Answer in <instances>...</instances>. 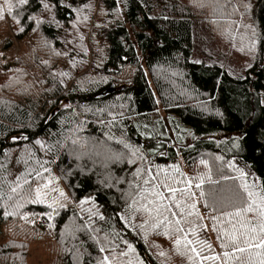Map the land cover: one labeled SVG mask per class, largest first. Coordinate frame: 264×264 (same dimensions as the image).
I'll list each match as a JSON object with an SVG mask.
<instances>
[{"label":"trees","instance_id":"16d2710c","mask_svg":"<svg viewBox=\"0 0 264 264\" xmlns=\"http://www.w3.org/2000/svg\"><path fill=\"white\" fill-rule=\"evenodd\" d=\"M8 2L0 0V48L4 39V48L14 46L12 36L4 38L9 28L20 41L33 35L37 47L35 67L22 57L11 66L0 61V237L3 226L25 214L50 213L60 247L56 264H97L104 255L111 264H220L212 257H217L216 245L222 253L234 249L225 235L232 225L252 221L249 227L259 233L258 212L225 221L227 213L247 206L249 191L255 192L248 178L238 176L241 166L251 169L259 198L264 197V0ZM202 25L222 29L234 39V51L254 48L245 56L250 65L244 73L212 55L194 60ZM91 52L97 62L90 60ZM88 67L91 71L81 74ZM127 67L134 71L121 82L116 77ZM84 78L99 82L86 85ZM113 85L115 90L106 92ZM125 143L139 150L135 163L106 158L109 152L131 157ZM16 150L28 151L29 158L20 173L21 187L12 192L17 182L5 174L13 170ZM157 167L167 169L179 189L191 181L195 195L178 193L184 212L171 205L176 215H166L172 223L154 228L147 213L135 211L139 205H132L128 193L140 179L133 177L136 169L155 173ZM53 168L70 191L72 208L61 205L53 211L31 202L36 185ZM37 170L42 178L36 177ZM197 183L199 189L192 187ZM223 190L242 195V203L213 206ZM176 220L183 232L175 231ZM257 250L261 260L264 249ZM27 251L26 243L4 242L0 264H26ZM229 253L228 264H240L241 258Z\"/></svg>","mask_w":264,"mask_h":264},{"label":"rangeland","instance_id":"374dc122","mask_svg":"<svg viewBox=\"0 0 264 264\" xmlns=\"http://www.w3.org/2000/svg\"><path fill=\"white\" fill-rule=\"evenodd\" d=\"M214 28L215 29L211 27V29H209L206 25H202L200 27V32L196 36V55L194 57V60H210L209 56L212 55L211 57L220 58L221 60L223 59L224 65L232 69V71L236 73H244L247 67L250 65L248 58H246L245 56L251 54V52L254 51V48L250 47L251 52H247L244 47H238V49L234 51L232 48L234 47V39H231L230 36H227L222 29L216 27ZM1 29L3 31V27H1L0 30ZM9 31L10 34L4 35V38H9L10 36H12L14 40V46L8 49L4 48L6 40L3 38L4 43L1 44L0 48V61H2L5 66H11L15 64V60L17 58L22 57L27 63H30L32 67H35L32 64L34 51L37 47L34 43V36L30 35L24 40L20 41L13 36L10 28ZM86 39L89 44L91 39L90 33L87 34ZM225 39L229 43H226ZM90 60L97 62V59L94 57V54L92 52L90 53ZM89 71H91L90 67H88L81 74L88 73ZM133 71V68L127 67L125 68L123 73L116 78L119 81L124 82L132 76ZM88 79L89 78L82 79L84 84H91V81L99 82V79ZM100 81H105V79H100ZM150 82L154 87L151 78ZM115 86L116 85H113L112 87ZM158 102L159 111L160 113L164 114V109L161 102L159 101V98ZM12 158L13 170H7L5 177L7 174L11 173V182H17V177L22 176V174L20 173L23 172L22 167L26 159L29 158V153L28 151L16 150ZM237 174L240 177H246L249 179L250 184L255 191L253 192L254 197L257 199V201H259L257 202L259 205V203H261V196L259 198V191H256V187L258 185L256 176L247 166H241V170H239ZM3 176L4 175H0V179L3 178ZM44 184H48V187L43 189V191L47 194L44 197V204L49 205L52 204L53 201H58V203L55 204V209L61 205H65L70 208L74 206V203L71 200L70 191L65 186V183L61 179L56 168H53L52 173L47 174L44 181L37 184L36 187H42ZM195 185L196 184H192V187H195ZM208 188L210 189V187ZM61 191L64 194L63 196L60 195ZM218 194L219 195L217 196L215 201L213 200V206H215L216 208H231L239 206L242 203V195H240L239 197L235 195H229V193L224 190ZM49 214L50 213H47L45 215L28 213L24 215L22 220L11 222V224H6L5 226H3V235L0 237V244L4 242H10L12 240H17L20 243H26L28 250L27 257L25 258L26 264H56V261L60 256V247L58 241L56 240V234L54 233L53 225L51 223L53 214H51V218H49ZM205 218L208 230L212 231L207 221V215L205 216ZM233 220L234 218L229 217L226 219L225 223L230 224ZM24 230H29L30 234H26L25 232H23ZM241 246L245 245L241 244ZM221 251L222 250H220L219 246L216 245L215 253L219 263L228 264L225 256ZM228 252H232V254L238 256V258H241L237 260V262H240V264H260V260L257 257V253L259 252V250H257L256 248H251L244 253H235L234 249H230ZM252 254H256V256L250 257V255ZM16 255H20L21 257L20 247L16 249Z\"/></svg>","mask_w":264,"mask_h":264},{"label":"snow or ice","instance_id":"6c2138e0","mask_svg":"<svg viewBox=\"0 0 264 264\" xmlns=\"http://www.w3.org/2000/svg\"><path fill=\"white\" fill-rule=\"evenodd\" d=\"M8 2V0H6ZM20 4H27L28 0H19ZM47 7V5H45ZM12 11V5L10 2H8V12L11 13ZM0 19H4L3 15V9H0ZM17 23H19V20H17ZM20 31H24L23 28L20 29ZM14 140L17 138H13ZM36 143H40V141H36ZM73 145H78L79 142L77 140L72 141ZM123 143V141H121ZM82 146V145H81ZM125 148L131 149V157H126L123 153H112L109 152L107 154V159L112 161H123L127 160L129 164H133L136 162L134 158L137 157L138 149H132V146L129 144H124ZM99 154V153H97ZM140 159H143V157H139ZM202 164H205L206 161H201ZM41 167H43V164L41 163ZM44 171H48V169H44ZM174 172H179L178 167H173ZM30 174V173H29ZM36 177L42 178V173L40 171L35 172ZM133 177H140L139 181L135 184V186L130 185V188L133 190L128 193V196L132 199V205H139V207L135 208V211H143L144 213H147L149 215V218L154 221L152 224V227L158 228L162 223L165 221H168L169 223H172L168 220L167 213H170L172 216H175L176 213L172 212L171 205H175V207L179 208L180 211L184 212V206L182 204V201L180 199H177V194L179 193L182 197L188 196L191 198L194 196V193H191L190 186L191 181H183V183L187 184L189 187H186L184 189H179L175 186V183H178L175 181L174 177H172L168 170L162 167H157L156 172L153 173L151 168L148 169H141L138 168L133 173ZM21 177H17V185L16 187L12 188V192H16L17 188L21 187V184L19 183ZM201 180V183L203 182V178H199ZM171 181V182H170ZM24 183H28V180L25 178ZM201 183H197L195 185L196 188L201 187ZM48 184H44L42 187L37 186L34 190L35 198L31 201L32 203H45L44 197L47 195L43 189L47 188ZM245 188H247V185H245ZM167 193V195H166ZM60 195L63 196V192H60ZM201 195H203V192H201ZM248 201L247 206L243 207L241 209H238L234 212L227 213L226 215L229 217H242L243 213H249V212H258L261 223L259 224V233H257V228L255 226L249 227V225L252 224V221H239V228L236 225H232V231L226 232L225 235L228 236L230 242L234 246V252L235 253H244L248 251L251 248L256 249H264V236H261L260 233H264V197H261V203L257 205L256 200L253 198L254 193L248 192ZM11 198V197H9ZM58 203V201H53L52 204H49V208H52L53 211H55V204ZM131 207V205H130ZM190 208L195 209V204L189 205ZM189 215L192 213L189 212ZM49 218H51V214H49ZM103 219V217H100ZM215 220L216 218L213 217ZM147 223V221H145ZM175 225L177 226L175 228L176 232H183V229L179 227L180 221L176 220ZM144 225H140V227H143ZM255 233L256 235H253ZM242 238V239H241ZM182 242L181 238H178L176 240V244L180 245ZM99 243V241H97ZM188 244H191V241H187ZM241 244L245 246H241ZM225 246V245H222ZM208 247H211V245H208ZM129 249H131V245H129ZM193 252H195L197 255L200 253L197 252L195 248L191 249ZM101 253H104L106 249L104 247H101L99 249ZM163 255V253H161ZM126 255V253H125ZM223 255L225 257H229V252H224ZM257 255H261V253H257ZM238 258V257H237ZM212 259H217V257H212ZM97 264H111L110 257L108 255L102 256ZM260 264H264V258L260 260Z\"/></svg>","mask_w":264,"mask_h":264},{"label":"water","instance_id":"95a60500","mask_svg":"<svg viewBox=\"0 0 264 264\" xmlns=\"http://www.w3.org/2000/svg\"><path fill=\"white\" fill-rule=\"evenodd\" d=\"M114 90H115V87L107 89L106 92H112V91H114Z\"/></svg>","mask_w":264,"mask_h":264}]
</instances>
